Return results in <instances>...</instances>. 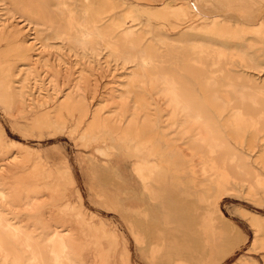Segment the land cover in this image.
<instances>
[{
  "label": "rangeland",
  "instance_id": "1",
  "mask_svg": "<svg viewBox=\"0 0 264 264\" xmlns=\"http://www.w3.org/2000/svg\"><path fill=\"white\" fill-rule=\"evenodd\" d=\"M0 264H264V0H0Z\"/></svg>",
  "mask_w": 264,
  "mask_h": 264
},
{
  "label": "bare ground",
  "instance_id": "2",
  "mask_svg": "<svg viewBox=\"0 0 264 264\" xmlns=\"http://www.w3.org/2000/svg\"><path fill=\"white\" fill-rule=\"evenodd\" d=\"M137 68H139V67H137ZM144 68H146V67H144ZM139 71H141V70H139ZM132 73H133V71H132ZM140 73H142V72H140ZM154 74L156 75V73H154ZM144 79H145V77L143 75H139L137 73H134V74H132V76L129 80H131L130 83H136L137 85H143L142 82ZM147 79H148L149 85H150L152 83V80L149 77H147ZM167 80H169V79H167ZM167 80L165 79V81H167ZM168 83H169V81H168ZM177 87H178V85H177ZM161 88L162 89L159 91V94H158V95H160L159 97H163V98L167 97L169 103L173 104L174 101H175L174 103H176L177 95L175 94V91L172 88V86H170L166 83V85H163V87H161ZM175 89L177 90V88H175ZM157 92H155V93H157ZM17 100H19V99H17ZM19 106H20V103L18 105V108H19ZM186 109H187V107L184 106L180 110L181 111L180 113L182 115L181 138L183 137L185 139V141L183 143L179 144L176 149H179L180 152L182 153V156L186 160H189L190 166L192 168V176L199 177V179L200 178H207V181L209 183L214 182L216 184V186L218 188V194L213 200H211V202H208V199H206L205 197H202V200H204V202H207V204L210 208L216 209V207H217L216 205L219 201L220 195L222 194L223 190H226L225 186L227 185L229 178H232L229 175L230 170L233 172L232 176L236 175L237 179H240V182L243 181V177L250 175V174L247 172L246 167L236 157H234L231 160V162H229V166H226L227 164H225V162H224L225 160L222 162H216L214 159H211L212 155L215 154L216 149H215L214 141H212L210 138H208L210 127L207 126V124L202 120V118L200 116H194V115L189 116L185 111ZM171 114H172V112H171ZM172 115H174V114H172ZM148 124H151V120L147 115H145L143 117V120H142V126L148 125ZM217 145H219V144L217 143ZM198 148H202V150L197 151ZM229 157H231V155ZM226 161H227V159H226ZM226 163H228V162H226ZM153 167L154 166L144 167L141 163L136 162L133 166V169L139 177H141V178H143V180H145V177H144V173H146L145 170L150 172L153 169ZM228 167L230 168V170L228 169ZM255 175L257 176V174H255ZM233 180L235 181L236 178Z\"/></svg>",
  "mask_w": 264,
  "mask_h": 264
}]
</instances>
